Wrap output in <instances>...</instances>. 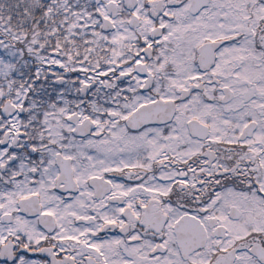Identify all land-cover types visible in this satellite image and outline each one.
<instances>
[{"label": "snow or ice", "instance_id": "6c2138e0", "mask_svg": "<svg viewBox=\"0 0 264 264\" xmlns=\"http://www.w3.org/2000/svg\"><path fill=\"white\" fill-rule=\"evenodd\" d=\"M0 264H264V0H0Z\"/></svg>", "mask_w": 264, "mask_h": 264}]
</instances>
